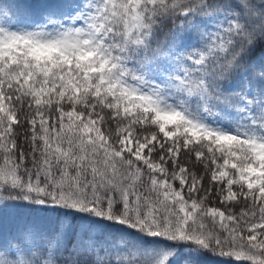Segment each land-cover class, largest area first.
<instances>
[{
  "label": "snow or ice",
  "instance_id": "6c2138e0",
  "mask_svg": "<svg viewBox=\"0 0 264 264\" xmlns=\"http://www.w3.org/2000/svg\"><path fill=\"white\" fill-rule=\"evenodd\" d=\"M0 264H264V0H0Z\"/></svg>",
  "mask_w": 264,
  "mask_h": 264
},
{
  "label": "trees",
  "instance_id": "16d2710c",
  "mask_svg": "<svg viewBox=\"0 0 264 264\" xmlns=\"http://www.w3.org/2000/svg\"><path fill=\"white\" fill-rule=\"evenodd\" d=\"M11 2L20 4V5H34L40 0H11ZM28 214V209L23 207H9L7 209L0 208V227L3 226H11L14 219L21 215ZM215 257H202L201 258V264H213V261L215 260ZM184 262V256L180 255L177 258V264H183Z\"/></svg>",
  "mask_w": 264,
  "mask_h": 264
}]
</instances>
